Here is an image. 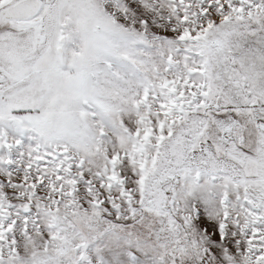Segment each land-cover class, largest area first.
Instances as JSON below:
<instances>
[{
  "label": "snow or ice",
  "instance_id": "6c2138e0",
  "mask_svg": "<svg viewBox=\"0 0 264 264\" xmlns=\"http://www.w3.org/2000/svg\"><path fill=\"white\" fill-rule=\"evenodd\" d=\"M0 264H264V0H0Z\"/></svg>",
  "mask_w": 264,
  "mask_h": 264
}]
</instances>
